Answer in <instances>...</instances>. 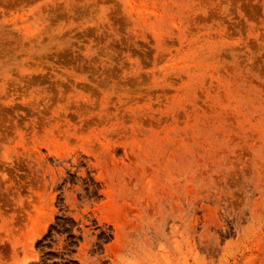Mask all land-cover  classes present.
<instances>
[{
  "label": "rangeland",
  "instance_id": "rangeland-1",
  "mask_svg": "<svg viewBox=\"0 0 264 264\" xmlns=\"http://www.w3.org/2000/svg\"><path fill=\"white\" fill-rule=\"evenodd\" d=\"M0 264H264V0H0Z\"/></svg>",
  "mask_w": 264,
  "mask_h": 264
}]
</instances>
